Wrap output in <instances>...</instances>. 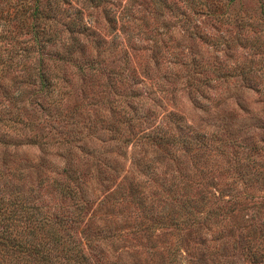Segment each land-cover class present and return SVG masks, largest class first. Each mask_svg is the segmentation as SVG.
Listing matches in <instances>:
<instances>
[{"label":"rangeland","instance_id":"374dc122","mask_svg":"<svg viewBox=\"0 0 264 264\" xmlns=\"http://www.w3.org/2000/svg\"><path fill=\"white\" fill-rule=\"evenodd\" d=\"M118 1L119 5L115 7L118 20L114 29L102 20L98 22L100 26L94 24L92 27L106 41L112 34L116 35L114 52L107 50L97 55L94 43L86 44V52L94 61L100 62L101 69L122 72L124 80L112 88L110 98H127L141 116L153 112L148 116L152 121L143 125V129L157 125L170 128L168 116L175 113L195 130L216 136L220 141L215 142L219 150L194 153L208 157V161L202 160L197 168L203 169L204 163L209 170L204 169V175L194 178L199 184L194 183L192 190L206 188L217 199L196 202L190 208L195 212L189 216L175 201L165 200L169 194L161 187V182L141 184L135 200L125 192V201L120 203L119 199H122L117 196L119 199L112 202H119L116 204L119 207H109L113 213L109 222L117 224H112L114 244H103L101 264H264V37L253 40L252 34L243 29L238 41L235 39L237 29L233 26L229 28L198 17V25L209 33L212 41L203 43L188 38L181 21L174 23L166 19L164 23L155 18L148 0H133L130 6H127V0ZM238 7L237 3L236 9ZM240 10L255 14L257 4L246 2ZM215 39L221 41L219 46H211ZM232 39L231 50H225L222 43ZM54 52L53 46V61ZM195 54L203 55L204 66L209 61L216 62L217 66L219 63L223 70L250 68L253 81L243 84L241 93L230 82L217 86L216 90L207 92L204 89L205 94L199 96L194 88L203 86L200 81L198 84L195 81L199 77L191 66ZM69 65L72 67L66 68L68 81L54 80L59 82L63 92L68 93L63 96L62 109L53 107L51 110L46 101L41 100V106L45 107L32 105L27 117L36 123L42 142L53 144V147L35 145L20 151L22 158L35 160L42 157L48 161L53 168L42 176H60L58 173L65 166V157L74 146V140L78 146H86L85 149L101 150L103 127L108 128L107 125L113 122L117 124L123 118L122 115L107 114L105 108L102 110L107 117L101 116L93 105L103 94L100 85L105 83L106 74H101L98 81L88 79L89 76L82 80L74 63ZM59 75L62 76V72ZM214 78L215 74L208 69L201 80L207 79L205 83L212 87ZM170 131L174 132L173 129ZM133 132L138 133V129ZM132 142L134 144L128 145L117 160V150L109 151L105 146L117 161L121 173L106 185H101L100 179L93 180L99 184L95 186L97 195H91L93 202L86 207L78 231L87 229L88 222L93 233L92 228L100 221H108L101 220V213L95 207L98 200L113 191L123 174L127 175L139 164L150 163L147 161L153 157L152 149ZM34 174L28 181L36 186L40 178ZM127 178L130 180L131 176ZM46 184L41 182L38 189L39 201L53 212L70 210L69 202L58 198ZM109 203L111 200L104 205L108 207ZM162 216L171 220L160 221ZM145 229L149 231L145 232Z\"/></svg>","mask_w":264,"mask_h":264},{"label":"trees","instance_id":"16d2710c","mask_svg":"<svg viewBox=\"0 0 264 264\" xmlns=\"http://www.w3.org/2000/svg\"><path fill=\"white\" fill-rule=\"evenodd\" d=\"M148 1L155 18L164 23L166 19L174 23L181 21L186 36L203 43L210 42L211 38L198 25V17L229 28L233 26L237 29L235 39L238 41L243 29L252 34L253 40L264 37V0ZM132 2L127 0V6ZM246 2L257 4L255 14L241 13L240 8ZM237 3L239 7L236 9ZM117 5L118 0H0V150L3 153L0 156V264H101L103 244H114L111 240L115 238L112 224L117 225L109 222V217L113 215L109 207L118 208L116 204L119 202L112 201L119 196L122 199H119L120 203H123L125 192L130 199H137L136 193L141 184L161 182L160 186L169 194L165 200L175 201L189 216L195 212L190 208L196 202L217 199L206 188L192 190L197 183L194 178L204 175V169L209 170L204 163L201 166L203 169L197 168L202 160L208 161V157L203 156L205 151L219 150L215 142L220 141L216 136L195 130L175 113L168 116L170 128L157 125L143 129V125L152 121L148 116L153 112L148 111L141 116L138 108L127 98H110L112 88L124 80L122 72L101 69L100 62L87 54V43L95 44L93 47L97 55L107 50L114 52L112 48L116 35L112 34L106 41L92 27L94 24L100 26L98 22L102 20L113 30L118 20L115 15ZM232 41L222 43L225 50H231ZM213 42L215 44L211 46L221 44L220 40ZM53 46L56 49L54 61ZM202 58L203 55L195 54L191 62L199 77L195 81L197 84L200 81L203 86L194 88L199 96L205 94L204 89L207 92L216 90L217 86L230 82L241 93L245 87L243 84L253 81V70L250 68L223 70L216 62L207 61L204 66ZM71 62L82 80L89 76L88 79L98 81L102 78L101 74H106L105 83L100 85V93L103 94L93 105L101 116H105L102 110L105 108L107 114L122 115L123 118L117 124L113 122L107 125L108 128H101L104 131L101 150L85 149L86 146L80 147L74 140V146L65 157V166L58 173L60 176H42L53 168L48 161L42 157L35 160L22 158L20 151L35 145L53 147V144L42 142L36 123L27 117L32 105L45 107L41 106V100H45L51 110L53 107L62 109L63 96L68 93L63 92L59 82L54 80H67L66 68L72 67L69 65ZM208 69L215 74V85L212 87L205 83L207 79L201 80ZM129 113L132 115L129 116ZM134 129H138V133L133 132ZM132 141L152 149L153 157L147 161L150 163L139 164L135 170L123 174L113 191L98 200L95 207L101 213V220L108 221H100L92 228L93 233L88 222L87 229L78 231L86 207L93 202L91 195H97L95 186L99 184L93 180L100 179L101 185H106L117 177L121 168L116 160L128 145L134 144ZM105 146L109 151L117 150L116 160ZM198 152L204 154H194ZM137 162L140 163V160ZM33 173L40 178L36 186L28 181ZM41 182H46V187L54 191L58 198L69 202L70 210L53 212L39 201ZM93 189L96 191L93 192ZM109 200L110 206L106 207L104 203ZM167 220L171 219L160 217V221ZM100 223L103 224L101 228Z\"/></svg>","mask_w":264,"mask_h":264}]
</instances>
